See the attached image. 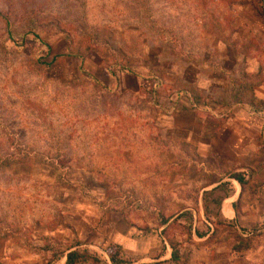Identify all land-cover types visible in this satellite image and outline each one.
I'll use <instances>...</instances> for the list:
<instances>
[{"label": "rangeland", "instance_id": "obj_1", "mask_svg": "<svg viewBox=\"0 0 264 264\" xmlns=\"http://www.w3.org/2000/svg\"><path fill=\"white\" fill-rule=\"evenodd\" d=\"M258 2L0 0V238L16 259L71 244L104 258L138 230L146 258L161 250L162 221L186 206L172 117L219 42L245 50L241 10ZM180 219L161 231L175 248Z\"/></svg>", "mask_w": 264, "mask_h": 264}, {"label": "crops", "instance_id": "obj_2", "mask_svg": "<svg viewBox=\"0 0 264 264\" xmlns=\"http://www.w3.org/2000/svg\"><path fill=\"white\" fill-rule=\"evenodd\" d=\"M258 3L241 10L248 20L245 50L219 42L210 56L213 67L199 68L197 94L187 84L186 105L172 117V132L186 143V206L167 221L188 220L178 262L161 235L164 225L156 234L161 250L152 259L138 247L146 232L137 231V242L129 233L110 236L126 260L139 256L128 264H264V0ZM15 250L0 238V264H27ZM64 262L59 257L51 264Z\"/></svg>", "mask_w": 264, "mask_h": 264}, {"label": "trees", "instance_id": "obj_3", "mask_svg": "<svg viewBox=\"0 0 264 264\" xmlns=\"http://www.w3.org/2000/svg\"><path fill=\"white\" fill-rule=\"evenodd\" d=\"M233 178L238 181V183L242 184V179L239 175H234ZM167 221H162L161 225H166ZM171 253V261L178 262L177 258V250L175 245L172 243L168 244ZM66 254L64 252L58 254H52V261L49 262L51 264L59 257H65L64 264H128V260H126L123 255L120 247L109 245L107 248L103 250L105 257H100L95 253L89 252L88 250L81 249L78 244H72L65 248Z\"/></svg>", "mask_w": 264, "mask_h": 264}]
</instances>
